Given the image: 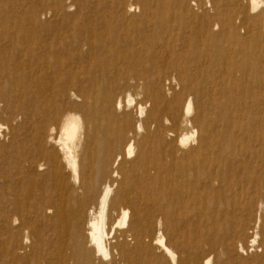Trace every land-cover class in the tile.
<instances>
[{"label":"bare ground","instance_id":"6f19581e","mask_svg":"<svg viewBox=\"0 0 264 264\" xmlns=\"http://www.w3.org/2000/svg\"><path fill=\"white\" fill-rule=\"evenodd\" d=\"M139 1L142 8L122 7V0H118L114 9L81 13L83 24H74L67 40L52 38L54 44L58 41L57 47L53 43H37L35 29L20 30L21 34H14L15 37L5 35L9 49L0 43V77L9 85L7 89L0 85V101L20 103L24 120L30 124L29 146L32 144L30 149L21 145L17 139L20 125L11 126V147L24 148L25 153H8L5 145L0 144V165H10L17 158L15 165L8 167L10 170H22L26 163L44 170L43 180L28 178L25 185L22 178H17L18 183L10 187L5 178L6 168L0 166V179H4L0 185V219L20 222L26 200L33 198L38 186L42 193L38 210L42 213L40 236L45 253L50 228L47 214L51 213L57 223L56 261L48 263L43 257L46 264H67L75 260L73 257H77L79 264H165L164 258H157L156 249L162 250L174 264L200 263L193 257L179 258L171 248L172 238L177 234L197 235L199 241L193 246L199 248L207 239L204 231L221 230L222 219L228 220V211L223 212L218 206L226 203L231 188L229 178H237L236 164L247 157L261 166L256 171L248 162L243 171L249 172L246 179L254 184V195L260 199L257 203L261 202V209L256 207L254 216L260 212L259 220L264 219V153H247V148L239 155L229 153L235 143L227 134L229 117L220 116L224 127L216 129L210 125L206 111L218 105L212 97L218 90L223 95L229 92L235 106L256 108L252 115L245 111L238 114L258 123L255 134L246 129L242 135L249 138L251 146L256 142L264 151V0H234L235 17L224 18L227 24L233 19L241 22L246 31V38H242L236 26H230L233 41L238 45L234 56L218 47L212 31L207 32L210 38L199 52H192L190 43L183 44L180 51L166 52L169 62L164 67L177 71L183 82L182 90L171 98L163 93L158 82L147 80V71L137 67L142 64L143 49L152 54L150 44L145 42L148 31L173 30L176 25L172 16L177 15H171L168 7L151 9L148 0ZM199 30L201 34L203 29ZM0 31L6 28L0 26ZM186 56L194 63L189 65ZM218 56L225 61L224 65L217 61ZM12 87L17 90L13 95ZM140 89L153 106L149 116L138 125L144 132L139 140L146 148L136 157L134 143L128 139L133 122L127 113L116 109L114 97L119 92ZM72 96L82 98L83 102L76 104ZM193 98L205 111L193 115ZM126 101L130 106L136 104L130 94ZM146 109V102L139 103L140 117ZM72 110L80 115L70 113ZM192 122L200 129V141L184 158L179 157L167 134L180 127L187 130ZM4 128L0 124V129ZM196 134V129L184 132L180 145L186 146ZM81 135L84 153L80 154L77 143ZM133 157L136 159L124 166L126 159ZM39 160L42 163L38 164ZM93 162L104 182L101 188L87 175ZM250 190L248 186L242 192ZM252 209L251 202L241 210ZM191 212L205 217L209 229L189 223ZM20 224L23 226L22 221ZM159 226L166 234L155 237ZM263 235L257 230L251 245H264ZM69 249L74 252L71 256L67 254ZM211 263L210 256L203 261Z\"/></svg>","mask_w":264,"mask_h":264},{"label":"rangeland","instance_id":"374dc122","mask_svg":"<svg viewBox=\"0 0 264 264\" xmlns=\"http://www.w3.org/2000/svg\"><path fill=\"white\" fill-rule=\"evenodd\" d=\"M117 1L118 0H0V26L6 28V31H0V43H4L6 46L7 44L5 42H8V40L3 38L5 35L15 37V35L21 34V32H19L20 30L25 31L28 29L36 30L34 40L37 43L51 44L53 43L52 38L55 36L59 41H61V39L67 40L68 36L70 37L73 32V25L78 22L83 24L84 20L80 19V17H82L81 13H90L95 10L105 11L108 9H114ZM122 2V7L133 5V7L142 8V3L139 0H122ZM148 3V7L151 9L168 7L171 15H174V13L177 15L174 17L172 16V22L174 21L176 25L173 30L163 32L148 31V38H146L145 42L150 44L152 54L146 53L145 51L147 49H143L140 52L142 64L137 67V70L142 69L143 71H147L145 72L147 80L158 82V85L161 86L163 93L168 98H171L182 90L183 82L177 71L172 70L170 67H164V65L169 62L167 60L169 57L166 52L174 51V49L180 51V47H182L183 44L185 45L188 43L192 44V49L191 47L189 48L192 52H199L203 43L210 38L207 32L212 31L214 34L213 39L216 41L218 47L230 52V55L234 56L238 45L233 41L231 35L232 30L230 33L229 29L231 24L236 26V31L242 38H246L247 36L246 31L242 30L241 22L237 20L235 21L234 19V21L230 20V23L228 24L224 22V18L235 17L234 14L237 7L234 0H148ZM203 26H205V29ZM199 29H203L201 34L197 32ZM139 34L140 33L137 35ZM200 36L201 38H199ZM57 43L53 44L57 47ZM140 46L142 47L141 44ZM6 47L9 49L8 45ZM141 47L138 50H141ZM186 59L189 65L193 64L195 61L190 56H186ZM182 60H185L184 56L182 57ZM217 61L219 63L222 62L220 56H218ZM224 64L225 61L222 62V65ZM215 75H218V73ZM223 78L224 80L227 79L226 76ZM228 79L230 78L228 77ZM0 85L4 89H7L9 86L2 77H0ZM16 91V88H10L12 95L15 94ZM129 94L136 100L135 105H128L126 100L128 99ZM225 94L223 95L218 90L215 92V95H212L218 105L215 107L210 106L209 110L206 109L210 115V125H212L213 128L222 129L224 124L222 125L219 118L222 115H227L230 119V128H228L227 134L229 133V135L235 139V143L229 153L239 155L244 153L243 150L246 148V150H249L247 153H252L254 151L255 153H264L258 143L255 142V146H251L249 138L242 135L243 131L246 129H249L251 133L255 134L258 129V123L249 121L247 116L242 119L240 114H238L245 111L247 114L249 113L252 115V113H256V108H253L251 105L235 106L231 94L229 92ZM74 97L72 96L73 101L76 104H81L83 102L82 98ZM147 98L148 97H146L143 89L138 91L131 90L119 92L115 94L114 97V105L116 109L127 113L133 122L132 129L129 131L128 139L134 143L136 157L139 153H143L146 148V145L141 144L139 140V137H141L144 132L138 128V125L149 116V112L152 109L153 103ZM192 101L193 115H196V113L201 110L205 111L202 105H197L195 98H193ZM145 102L147 103V109L143 117H140L138 111L139 103ZM149 104L150 106H148ZM70 113L80 115V112L77 110H72ZM0 124H4V127H6L3 130L0 129V144L5 145V149L8 153H25L24 148L17 150L11 147L12 145L8 141L11 126L20 125L17 138L18 142L29 149L32 148V144L29 146L31 132L30 124L24 120V115L22 114L19 102L12 100H6L5 102L0 101ZM233 125L235 126L234 130H232ZM260 125L261 124H259V126ZM82 126L84 130V123H82ZM187 126V130L189 131L196 129L197 134L195 139L190 141L184 147L180 145V138L184 132H187L185 128L180 127L178 129H173L167 134L173 146L176 147L177 155L183 158L189 154L188 151H190L192 147L198 144L201 137L200 129L194 122ZM225 129L226 128H224V130ZM151 130L154 131V127H152ZM82 135L80 136L81 141L77 143V151L80 154L84 153V138ZM48 148L52 149V146L48 145ZM136 157L131 159L127 158L124 166H129V161L136 159ZM245 159V161L239 162L235 166L236 171H239L237 172V178H229L227 181L231 188L227 191L225 205L220 204L218 206L221 211H228V220H223L222 217H220L222 219L221 230L219 229L213 232L204 231L207 243L204 242L199 248L193 246V244L199 241L197 235L191 234L188 236L186 234L183 236L177 234L172 238L173 244L171 248L179 258L193 257L200 261V263L189 261L188 264H203L204 259L208 256L212 259L211 264H242L244 262L253 264L257 261L262 262V264L264 263V245L261 243H259V245H251L257 230L259 235L262 236L264 234V219L263 221L259 220L260 212L258 213V216H254L256 213V207L259 210L261 209V202H259V204L257 203L260 199L254 195V184L246 179L249 177V172L243 171V168L246 167L248 162H250L252 167H256V171H259L258 169H260L261 166H258L259 164L256 160L250 159L249 157ZM14 161L16 162L17 158H15ZM40 161L41 160L38 161V164L42 163V161ZM15 162L10 165L8 164L7 166H3V164L0 165L2 168H6L4 169L6 175L5 178L10 187H14L18 183L16 180L17 178H22L21 181H23L25 185L27 184L28 178H33L36 181L44 179V170H39L37 167H34L35 165L29 163H26L22 170H18L19 172L15 169L10 170L8 167L12 168V166L15 165ZM87 172V175L91 180H94L97 186L101 188L104 182L98 175L97 164L93 162ZM15 173L16 175H14ZM3 181L4 179L1 178L0 185ZM19 184H22V182ZM248 186L251 187L250 194L243 193L242 190L245 191ZM202 190L203 188L200 187V191ZM41 196V190L37 186L33 198L26 200L27 204L25 205V211L19 216L23 226L20 224L21 221L18 223H12L13 220L6 221V218L0 219V230L2 233L0 236V248L3 249L0 253V264H46L44 263L45 259H43V257L47 258L46 260H48V263L56 261L54 247L56 238L54 236V228L56 229L55 225L57 223L51 213L47 214L50 228L46 236L48 241V250L46 253L44 252L41 243L40 235L42 232L43 220L42 213L38 210ZM242 198H245L244 201ZM251 202L253 205L252 211L242 212V207ZM194 208L197 210L198 204H196ZM194 213L191 212L188 214L189 223L193 222L194 225L208 230L210 227V223L207 222L208 220H206L205 217L195 215ZM5 225L8 226L5 227ZM34 232L37 233V235ZM160 233L166 234L159 226L155 229L154 236L158 237ZM188 242H190L189 246ZM67 254L71 256L74 252L69 249L67 250ZM155 254L158 259L164 258L166 260L165 264H174L164 255L162 250L156 249ZM73 259L75 260L65 263H80L78 262L77 257H73Z\"/></svg>","mask_w":264,"mask_h":264},{"label":"snow or ice","instance_id":"6c2138e0","mask_svg":"<svg viewBox=\"0 0 264 264\" xmlns=\"http://www.w3.org/2000/svg\"><path fill=\"white\" fill-rule=\"evenodd\" d=\"M253 10H255V9H253ZM107 257L105 256V259H106Z\"/></svg>","mask_w":264,"mask_h":264}]
</instances>
